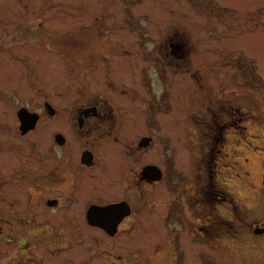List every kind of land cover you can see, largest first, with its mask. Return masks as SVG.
I'll use <instances>...</instances> for the list:
<instances>
[{
    "label": "rangeland",
    "instance_id": "1",
    "mask_svg": "<svg viewBox=\"0 0 264 264\" xmlns=\"http://www.w3.org/2000/svg\"><path fill=\"white\" fill-rule=\"evenodd\" d=\"M208 1H214L219 8L210 6ZM125 8L145 18L142 20L144 34L131 26ZM170 42L183 45L181 57L174 56ZM162 44L167 47L164 56L158 51ZM143 46L155 50L166 63L167 75L162 89H169L167 102L173 106L165 110L163 105V112L159 114L162 134L168 136L170 144L165 138L164 142L168 143L162 145L161 151L158 146L148 147L147 163L161 159L158 156L161 152V164L166 169V156L173 152L172 144L177 147L186 141L183 134L186 125L183 128L181 123L188 122L187 107L193 100V107L198 108V97L211 91L201 88V78L210 86L225 80V92L232 96L230 101L237 108L228 114L225 142L226 153L231 157L220 167L219 179L232 185L231 173L237 172L235 182L242 191L262 189L259 184L264 174V87H258L252 77L254 73L264 81V0H0V206L26 212L29 209L36 220L29 226L12 224L9 218L1 223L0 264H264V238L256 241L249 232L253 220H264V199L256 211H246L241 222L242 232L224 235L227 238L221 243L219 234L211 240V247L197 243L186 233L182 234L180 243L177 237L168 238L171 224L163 220L165 230L159 235L147 226L143 245L123 240L124 248L130 253L105 250L106 253H88L89 245L74 253L76 242L73 250L64 248L65 241L62 234H58L60 226L42 224L39 201L48 194L33 187L20 166L24 159H32L28 155L27 141L16 137V133H20V122L31 121V117H26L28 110L23 107L43 110L45 102L69 107L75 99L74 92L65 93L72 91L70 80L76 84L77 70L82 80L90 82L86 77L102 79L105 69L113 66L124 74L115 80L121 82L136 78L139 70L146 66L150 70L146 80L155 86L157 61L143 54ZM243 70L250 72L244 75ZM159 84L158 93L149 92L152 102L158 100L156 93H163ZM151 114L154 116L153 112ZM236 117L241 122L234 126ZM45 124L30 133L44 156L49 138L54 136L50 133L57 131L53 130L56 127L52 129ZM11 142L18 143L23 150L13 149ZM178 151L185 159L177 162L175 158L174 167L176 164L186 166V146L182 145ZM234 189L239 191L237 187ZM99 192L103 196L117 194L115 190ZM162 194L164 203L174 199L165 184ZM164 210L166 213V206ZM146 211L152 214L157 210L154 205H147ZM172 242L175 249L184 248L186 253L182 250V253H171ZM96 244L108 247L111 243L100 240ZM241 244L246 249L242 250ZM28 247L32 248L33 258L25 252ZM137 247L144 252L138 253Z\"/></svg>",
    "mask_w": 264,
    "mask_h": 264
},
{
    "label": "flooded vegetation",
    "instance_id": "2",
    "mask_svg": "<svg viewBox=\"0 0 264 264\" xmlns=\"http://www.w3.org/2000/svg\"><path fill=\"white\" fill-rule=\"evenodd\" d=\"M208 2L219 8L214 1ZM124 13L131 26L144 34L142 20L145 18L136 16L129 8H125ZM182 46L180 43H169L176 57L182 56ZM142 49L148 59L150 57V60L157 61L155 86L146 80L149 70L146 66L139 70L136 78L128 81L122 79L121 82L115 80L124 74L113 66L105 69V77L102 79L86 77L90 82L82 80L77 70L74 75L78 78L76 84L70 80L73 84L72 91L65 93L67 95L74 92V105L71 103L69 107L54 106L45 102L43 110L36 111L31 107H23L28 110L26 117L33 116L36 120L35 125H32V119L30 122L24 120L28 123L25 128L27 130L22 132L19 124L20 133H16V137L27 141L28 155L32 157L31 160L26 158L21 163L22 174L33 187H39L40 192L48 194L39 201L44 219L42 224L53 228L60 226L62 229L58 230V234H62L60 236L65 241L64 248L71 251L74 249L73 243L76 242L77 249L74 253L77 250L82 251L86 245L91 247L88 253H130L124 248L122 241L129 240L143 245L147 226L156 230L159 235L165 230L163 220L171 224V231L167 232L170 236L168 238L177 237L180 243L182 234L186 233L197 243L211 247V240L219 234L221 235L218 240L221 243L227 238L224 235L242 232L241 222L246 211H256L260 201L264 199V174L261 185L259 184L262 189L250 188L247 192L242 191L238 183L236 184L237 172L231 173L233 180L230 177L229 181L234 182L232 185L225 179L223 183L219 179L222 172L220 167L227 157H231V154L226 153L225 142L228 114L237 108L230 101L232 96L225 92V80L217 86H210L203 83L204 79L201 78V88L211 91L198 97V108L193 107L192 100L187 107L188 122H179L183 128L186 125L185 133L182 130L186 141L177 147L172 144L173 152L166 156V169L162 166L161 152L158 154L161 156L160 161L157 159L158 162L153 160L147 163L148 147L158 146L161 151L164 143L170 144L168 136L162 134V117L160 118L159 114L163 112V105L165 110L173 109V106L167 102L170 98L169 89H162L167 74L166 63L160 55H166L164 49L167 47L163 44L159 46L160 57L153 49L148 50L145 46ZM189 78L192 81L195 79L190 75ZM158 82L161 83L163 92L159 95L156 91V86H160ZM150 91L157 92L155 97L158 96V100L152 102ZM148 110L153 112L154 116L148 114ZM233 120L234 126L241 122L239 117ZM20 123L22 124V121ZM43 124L51 126L52 129L57 128L53 129L57 130L55 133H50L54 136L49 138V148L45 156L41 154L30 135ZM165 138L168 142H164ZM171 142H174V139H171ZM9 144L13 149L23 150L18 143ZM182 145L186 146L188 151L187 165L176 164L174 167L175 158L177 162L185 159L184 154L178 151ZM185 155L187 159V153ZM234 162L238 164L235 160ZM164 184L174 195V199L170 203L166 202L167 204L161 200ZM227 187L233 190L230 191ZM235 187L239 191H236ZM105 190H115L117 194L101 195L99 191ZM153 197L155 201L151 200ZM147 205H154L157 211L147 214ZM6 208L0 206V225L8 218L12 224L25 226L32 224L33 220L36 221L29 209L26 212L12 207ZM250 226L249 232L256 241L258 238H264V220L257 218ZM131 230L134 233H129ZM128 234H131L132 238ZM100 240H107L111 244L108 247L97 246L96 242ZM179 245L181 249V244ZM256 245L258 247V244ZM137 248L138 253L144 252L143 248ZM241 249H246V246L243 245ZM181 250L186 253L184 248ZM181 250L175 249L172 242L171 253H182ZM25 252L31 258L34 257L31 247ZM91 257L93 258V255ZM121 257L118 255V258Z\"/></svg>",
    "mask_w": 264,
    "mask_h": 264
},
{
    "label": "trees",
    "instance_id": "3",
    "mask_svg": "<svg viewBox=\"0 0 264 264\" xmlns=\"http://www.w3.org/2000/svg\"><path fill=\"white\" fill-rule=\"evenodd\" d=\"M209 5L210 6H215L216 7V5L214 4V3H209ZM247 72H250L249 70H243V73H244V75L247 73ZM250 74H252V72L250 73ZM250 74H248V76H250ZM252 79H253V82L255 83V82H257L258 84H257V86L258 87H261V88H263L264 87V81L259 77V76H255L254 75V73H253V77H252Z\"/></svg>",
    "mask_w": 264,
    "mask_h": 264
},
{
    "label": "water",
    "instance_id": "4",
    "mask_svg": "<svg viewBox=\"0 0 264 264\" xmlns=\"http://www.w3.org/2000/svg\"><path fill=\"white\" fill-rule=\"evenodd\" d=\"M46 105H47V106H50L48 103H46ZM26 112H27V111H26ZM26 115H27V114H26ZM34 118H35V117L31 116V119H32V122H33L32 125H35V120H36V119L34 120ZM22 119H23V118H22ZM22 122H23V123H22V125L20 126V128H21L22 132H25V130H27V129H25V128H26V126H27L28 123H25L24 120H22ZM149 169L153 170L154 168H149Z\"/></svg>",
    "mask_w": 264,
    "mask_h": 264
}]
</instances>
